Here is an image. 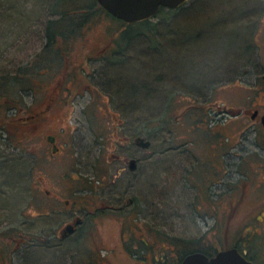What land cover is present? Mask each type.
I'll use <instances>...</instances> for the list:
<instances>
[{"label": "rangeland", "instance_id": "rangeland-1", "mask_svg": "<svg viewBox=\"0 0 264 264\" xmlns=\"http://www.w3.org/2000/svg\"><path fill=\"white\" fill-rule=\"evenodd\" d=\"M0 1V76L30 68L37 52L42 59L31 87L13 89L16 108L0 94V264H141L129 252L141 237L157 239L161 264H177L191 240L213 252L242 235L246 201H231L264 135L235 112L222 125L214 108L260 92L264 0H188L125 37L95 4L52 52L42 47L47 21L72 0ZM92 193L127 205L111 216L90 211L81 232L59 236L84 215L70 201Z\"/></svg>", "mask_w": 264, "mask_h": 264}, {"label": "flooded vegetation", "instance_id": "flooded-vegetation-1", "mask_svg": "<svg viewBox=\"0 0 264 264\" xmlns=\"http://www.w3.org/2000/svg\"><path fill=\"white\" fill-rule=\"evenodd\" d=\"M259 89L260 92L256 96L252 97L251 95H249L250 99L248 100L246 105L232 107L234 109L232 112H235L233 115L234 117L237 116L244 119H249L251 121V125H256L257 128L259 127L264 135V123L261 117L264 112L263 78L262 84L260 85ZM195 104V102L189 103L188 107ZM219 106L220 104L218 105V108H220L219 110H217L218 112L214 108V112L218 115V119H216L215 121H224L222 122L223 125L226 123L225 120H228L226 115L228 107L225 108L224 106L221 108ZM50 107L51 102L49 99V101L46 102V111H48ZM208 109L210 110L212 109V107L209 106ZM46 136L51 142H53V149L55 151L57 148V145H55V135L48 133ZM256 150L257 152H252V154L256 153L257 157L250 162V166H252L253 172L246 173L245 179H243L244 181L239 185V200H235L234 198V200L231 201L235 204L234 206L236 209L242 200L246 201L245 214L247 219L246 222L241 225L243 227L240 228L242 230V235L235 238V240L233 241L234 245L232 246H235L240 253H242L248 260L251 261L252 264H264V155H261L264 154V146H261ZM248 151L252 150L249 149ZM94 181L97 183L94 184L95 188H99L103 184V182L100 183L102 179H95ZM90 192L91 190L89 191V193ZM97 194L98 193H92L91 195H89V199L87 198L86 200H84L85 203H82L83 201L76 200L70 201L71 210L78 209L76 208V206L78 205V203H80V207L84 208V215L81 214L80 216L73 214L70 219H68V221H66L64 225L61 226L59 236L65 237L73 232H81L79 230L82 229V225H85V217L86 219H88L87 216L90 215V211H92V214H95L96 216H99L101 214L111 216L112 212L117 211L119 208L123 209L127 205V203L113 205L111 202L105 201V199L101 200L100 198H98L99 194L98 197H96ZM128 200L132 201L133 197H128ZM96 201H98L100 204L95 203ZM65 203H69V199H66ZM92 207H94V210H91ZM71 213H75L74 210ZM77 219L79 220L78 222H76ZM67 224H73V230L71 232H64L66 228L65 226ZM137 244L140 247L139 252H134V250L132 249H130L129 252L131 253V255L135 256L137 260H140L141 264L165 263V250H161V245L158 244L156 238L148 243L144 239V237H141ZM220 248L225 247L220 245ZM169 250H171V248H169Z\"/></svg>", "mask_w": 264, "mask_h": 264}, {"label": "trees", "instance_id": "trees-1", "mask_svg": "<svg viewBox=\"0 0 264 264\" xmlns=\"http://www.w3.org/2000/svg\"><path fill=\"white\" fill-rule=\"evenodd\" d=\"M0 3H1V1H0ZM70 4H71L72 8L67 9V10H64L65 9L64 3L58 5L61 9L58 6H56L58 8H56L55 12L58 11V13H60V16L57 18H51L47 21V24L45 27V36L47 37V39L43 43L42 47L48 48L49 52H52L53 45L56 43L55 40L57 39L58 36H60L61 38L71 37V34L74 33L75 30L79 29L83 25L82 24L83 21L86 20L88 15L91 13L92 9L89 10L90 7L95 6V4H97L98 8H100L102 11H104V13H106V15H109L111 18H114L117 21H119L120 23H122L123 25H125L122 29V32L125 34L124 37L129 36L128 32H130V25L131 24H134V23H139V24L143 23L144 24L145 23L147 28H149L152 26V23H154L153 21H151L148 18L142 19L141 21H137V22H126V21L122 20L121 18L115 17L109 11L105 10L100 5L98 0H72V1H70ZM184 5H185V3H182L181 5L174 7V9L168 8L165 6H163V7L160 6L158 8L159 9L158 12L155 13V15L162 13L164 10L167 11V13L172 14L174 12V10L180 9ZM68 20H71V21L68 22ZM54 53H57L58 56H60V52L58 49H56L54 51ZM35 55H36V57L33 58L34 64H32V66H30V68L26 67L24 69L23 66H19L14 71L15 72L14 74L9 73L8 75L3 74L0 76V94H5V93L7 94V99H9V101H7L8 108L9 107L10 108L15 107V105H13L14 104V102H13L14 101V98H13L14 94H11L13 89L18 90L20 88H22V89L23 88H30L31 84L33 83L32 82V80H33L32 76H34L38 71L40 72L39 67L42 64V62H41V60H42L41 59V51L39 53L37 52ZM36 60H38L37 61L38 63H36ZM16 87H18V88H16ZM233 110L234 109L232 107L231 108L228 107L229 112H232ZM21 118H22V116H21ZM24 119H28V118H24ZM19 120H21V119L19 118ZM89 181L91 182L90 179H89ZM232 245H234V242L229 243L227 245L225 244V245H223V247L227 248V247L232 246ZM209 246L205 247V246L201 245L199 243L198 239L191 240L190 244L185 245L184 249H182L181 253L179 254V261L177 264L180 263L181 259L184 257V254H186L187 252L200 250V251L204 252L206 255H212L217 249L215 248V250L212 252L209 249ZM218 248H220V247H218Z\"/></svg>", "mask_w": 264, "mask_h": 264}, {"label": "water", "instance_id": "water-1", "mask_svg": "<svg viewBox=\"0 0 264 264\" xmlns=\"http://www.w3.org/2000/svg\"><path fill=\"white\" fill-rule=\"evenodd\" d=\"M187 0H98L100 5L112 15L126 22H137L151 18L158 12V8L165 6L173 8L185 3ZM264 72V71H263ZM264 83V73L262 75ZM264 123V112L262 114ZM54 140V139H53ZM135 143L146 148L150 145V139L144 136H135ZM137 158L128 160V168L136 169ZM79 220L77 219L76 222ZM64 232H71L73 224H67ZM180 264H252L235 246L218 248L212 255H206L200 250L187 252Z\"/></svg>", "mask_w": 264, "mask_h": 264}]
</instances>
